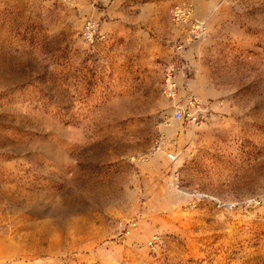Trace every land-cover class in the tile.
Segmentation results:
<instances>
[{
    "label": "rangeland",
    "instance_id": "obj_1",
    "mask_svg": "<svg viewBox=\"0 0 264 264\" xmlns=\"http://www.w3.org/2000/svg\"><path fill=\"white\" fill-rule=\"evenodd\" d=\"M0 264H264V0H0Z\"/></svg>",
    "mask_w": 264,
    "mask_h": 264
},
{
    "label": "built area",
    "instance_id": "obj_2",
    "mask_svg": "<svg viewBox=\"0 0 264 264\" xmlns=\"http://www.w3.org/2000/svg\"><path fill=\"white\" fill-rule=\"evenodd\" d=\"M177 9V8H176ZM175 9V10H176ZM184 13V12H183ZM199 27V28H197ZM197 30L202 29V26H198L197 25ZM97 25L94 21L92 20H88L84 23L83 28H82V36L83 38L87 41V42H93L94 39L97 37ZM166 88L165 91L168 94H171V91L173 90V82H172V77H171V70L168 71L167 75H166ZM182 116V112L181 110H176L175 111V118H180ZM172 157V156H171ZM156 240L157 237L154 235L152 236L148 242L147 245L149 247H154V245L156 244Z\"/></svg>",
    "mask_w": 264,
    "mask_h": 264
},
{
    "label": "bare ground",
    "instance_id": "obj_3",
    "mask_svg": "<svg viewBox=\"0 0 264 264\" xmlns=\"http://www.w3.org/2000/svg\"><path fill=\"white\" fill-rule=\"evenodd\" d=\"M183 12H184V6H183V4L181 6H179V8H177L176 10H174V14H176L178 16L183 15ZM202 23L204 24V22H202ZM202 23H200V24H202ZM198 26H200V25H198ZM197 28H199V27H197ZM199 31H201V29L200 30H197V32H199Z\"/></svg>",
    "mask_w": 264,
    "mask_h": 264
}]
</instances>
